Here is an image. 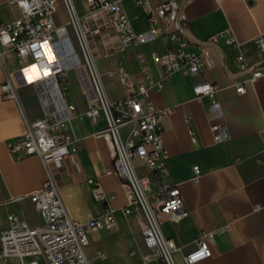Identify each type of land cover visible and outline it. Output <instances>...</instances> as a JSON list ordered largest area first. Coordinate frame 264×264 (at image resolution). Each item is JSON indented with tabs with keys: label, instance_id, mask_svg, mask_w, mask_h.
<instances>
[{
	"label": "built area",
	"instance_id": "1",
	"mask_svg": "<svg viewBox=\"0 0 264 264\" xmlns=\"http://www.w3.org/2000/svg\"><path fill=\"white\" fill-rule=\"evenodd\" d=\"M62 1L68 14L66 24L56 23L58 0H26L27 9L20 0H9L21 9V14L14 21L0 23V59L5 50H13L21 61L17 73L7 75L2 85L3 96L14 99L21 107L17 86L35 85L44 110V115L35 120L24 116L25 132L8 141L7 146L10 151L39 156L46 173L41 187L28 195L42 222L31 224L17 215H9V226L0 232V264H8L13 256L21 264H42L36 258L25 260L35 256L43 257L44 264H92L87 252L90 233L114 227L116 218L109 205L98 216L90 214L85 222L73 219L57 181L56 174L63 169L65 160L77 171L81 169L76 155L78 138L71 121L84 116L95 123L104 119L105 126L92 135L103 138L113 153L114 170L107 174L116 173L122 179L127 198L122 207L124 214L139 215L144 221L143 236L148 250L138 264H177L175 253L180 247L175 239L164 234L161 225L163 215L179 222L189 214L180 188L164 180L167 150L162 118L171 110L158 109L146 94L163 90L166 78L173 73L192 76L212 67L211 49L221 44L238 50L235 72L229 75L236 90L246 92L247 83L264 80V58L257 55L264 54V33L250 42L252 52L232 27L193 40L186 12L191 0H132L147 17L146 30L134 27L126 8L127 0H82L87 8L85 13L79 11L75 0ZM158 38L166 44V51L154 50L151 63L145 62L138 73L123 66L107 72L110 76L119 75L127 90L126 96L110 100L98 56L107 57ZM154 66L165 77L156 78ZM71 72L77 76L87 98V109L83 112L66 97ZM220 88L217 83L203 82L195 90L197 97L207 96L211 100L214 140L227 142L231 135L221 123L222 109L217 99ZM187 122L192 141L196 142L191 117ZM139 165L152 175L141 174ZM194 171L192 180L199 183L198 165ZM90 182L95 187V198L106 200L101 183L96 179ZM214 240V231H201L196 247L184 255L185 263L196 264L211 257ZM200 253L203 254L198 259H191Z\"/></svg>",
	"mask_w": 264,
	"mask_h": 264
},
{
	"label": "crops",
	"instance_id": "2",
	"mask_svg": "<svg viewBox=\"0 0 264 264\" xmlns=\"http://www.w3.org/2000/svg\"><path fill=\"white\" fill-rule=\"evenodd\" d=\"M58 2L55 20L63 25L68 21V14L64 2ZM75 2L81 13L87 11L82 0ZM125 4L134 27L148 29L143 10L132 0ZM186 12L193 40L232 27L252 52L250 42L264 33V0H191ZM20 14L17 5L0 0V23L14 21ZM166 49L164 41L158 38L107 57L99 55L97 63L109 99L115 101L127 94L121 77L108 75L109 70L123 66L131 73H138L145 62L151 63L154 50L164 53ZM237 53L233 47L214 46L212 67L192 76L173 73L166 78L163 90L146 94L158 109L171 110L162 118L167 150L164 180L180 188L189 214L179 222L163 215L161 225L164 234L175 239L180 247L175 253L177 264H186L184 255L196 247L203 230L214 231L213 253L196 264H264V80L247 83L246 92H238L229 75L235 72ZM257 55L264 58V54ZM20 66L15 51L5 50L0 59V232L9 226L12 214L31 224L42 222L41 214L28 198L46 178L42 160L25 151H10L7 146L8 141L25 132L24 116L35 120L44 115L35 85L17 86L21 107L14 99L3 96L2 85L7 75L14 76ZM153 73L156 78L165 77L159 67L154 66ZM69 81L70 89L71 76ZM203 82L221 87L217 99L222 109L221 123L231 135L227 142L214 140L211 100L207 96L197 97L195 90ZM69 89L67 99L76 104L79 112L85 111L87 98L83 90L77 89L71 96ZM188 117H191L196 142L188 131ZM71 124L78 138L76 155L81 169L77 171L65 160L63 169L56 174L67 211L73 219L85 222L90 214L98 216L109 205L114 210L116 223L112 228L91 232L87 250L95 244L113 251L128 249L129 257L116 258L113 264H138L148 250L143 236L144 221L139 215L124 214L122 207L127 198L122 179L116 173L107 174L114 170L113 153L103 138L92 135L105 126V121L95 123L84 116L73 118ZM195 165L200 170L199 183L192 180ZM138 171L152 175L142 165ZM90 179L101 183L106 200L95 198ZM106 255L98 250V257ZM8 264H21V260L13 256Z\"/></svg>",
	"mask_w": 264,
	"mask_h": 264
},
{
	"label": "rangeland",
	"instance_id": "3",
	"mask_svg": "<svg viewBox=\"0 0 264 264\" xmlns=\"http://www.w3.org/2000/svg\"><path fill=\"white\" fill-rule=\"evenodd\" d=\"M70 76L72 78V84L71 88L68 91V95L73 96L76 92L77 89H82L81 86L79 87L80 83L77 79V76L75 75L74 72L70 73ZM35 217V216H34ZM36 218V217H35ZM98 250L101 252L106 253V256H101L98 257L97 253ZM89 258L91 259L92 264H113L116 258L122 259H127L129 257V250L128 249H119V251H113L112 249L108 248H101L98 247L96 244L91 246V250H87ZM39 259L42 264H44L43 257L41 256H35V257H26V261H30L31 259Z\"/></svg>",
	"mask_w": 264,
	"mask_h": 264
},
{
	"label": "clouds",
	"instance_id": "4",
	"mask_svg": "<svg viewBox=\"0 0 264 264\" xmlns=\"http://www.w3.org/2000/svg\"><path fill=\"white\" fill-rule=\"evenodd\" d=\"M20 3H21V6H22L23 8H25V9L28 8V4H27L26 0H20ZM7 42H8V37L5 36V37H4V43L7 44ZM200 255H202V254H201V253H200V254H195V255H193V256L191 257V259H192V260L198 259Z\"/></svg>",
	"mask_w": 264,
	"mask_h": 264
},
{
	"label": "snow or ice",
	"instance_id": "5",
	"mask_svg": "<svg viewBox=\"0 0 264 264\" xmlns=\"http://www.w3.org/2000/svg\"><path fill=\"white\" fill-rule=\"evenodd\" d=\"M46 75H47V73H45ZM201 254H203V253H201Z\"/></svg>",
	"mask_w": 264,
	"mask_h": 264
}]
</instances>
